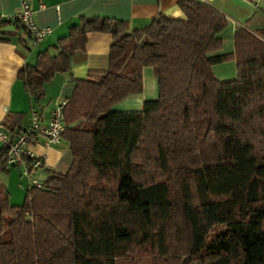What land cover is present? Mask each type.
I'll use <instances>...</instances> for the list:
<instances>
[{
	"label": "trees",
	"instance_id": "trees-1",
	"mask_svg": "<svg viewBox=\"0 0 264 264\" xmlns=\"http://www.w3.org/2000/svg\"><path fill=\"white\" fill-rule=\"evenodd\" d=\"M186 18L159 14L143 29L80 17L68 34L19 73L39 106L88 33L113 35L107 70L75 79L63 138L71 167L49 172L13 204L0 181V264H264V31L241 27L224 48L226 15L181 0ZM23 32L0 18V40ZM236 61L237 77L218 64ZM153 67L159 95L143 110L115 105L143 92ZM24 112L7 116L13 137ZM9 148H0V174Z\"/></svg>",
	"mask_w": 264,
	"mask_h": 264
},
{
	"label": "crops",
	"instance_id": "crops-1",
	"mask_svg": "<svg viewBox=\"0 0 264 264\" xmlns=\"http://www.w3.org/2000/svg\"><path fill=\"white\" fill-rule=\"evenodd\" d=\"M26 1L34 12V21L40 28H51L47 38L38 42L33 36H27V43L20 41L22 30L16 32L14 26L11 40H0V123L13 112H24L23 127H28L34 111L40 113L47 121L57 102L68 100L74 93L75 79L87 77L90 71L107 70L110 64V49L113 35L108 32L94 31L88 33L87 44L78 49L72 56L71 69L57 73L46 86V95L39 106L24 87L19 78L20 71L28 64L37 62L38 53L50 49L55 53L54 45L60 37L68 34L70 27L82 16L109 17L127 21L131 30L143 29L151 24L159 14L168 17L182 18L186 16L179 6L181 0H0V18H16L24 10L22 3ZM220 11L229 26L223 32L224 48L220 53L234 50V34L241 27L252 32L264 31V0H204ZM216 76L221 80H232L237 77L235 60L218 64L214 67ZM143 92L130 95L114 109L120 111L143 110L148 100L158 98V79L153 67H145L143 71ZM24 128V129H25ZM2 144H0L1 148ZM36 156L45 161L40 179L45 181L49 175L46 170L67 171L73 161L70 145L62 138L57 144L33 142L30 146ZM22 168L13 167L0 174V181L8 188L13 204H22L29 182L22 177ZM22 178H21V177ZM29 181V180H28ZM24 195V196H23ZM24 199H23V198ZM14 200V201H13Z\"/></svg>",
	"mask_w": 264,
	"mask_h": 264
},
{
	"label": "built area",
	"instance_id": "built-area-1",
	"mask_svg": "<svg viewBox=\"0 0 264 264\" xmlns=\"http://www.w3.org/2000/svg\"><path fill=\"white\" fill-rule=\"evenodd\" d=\"M23 12L18 18L34 35L35 40L40 42L52 32L51 28H40L34 21V12L29 8L28 2L22 3ZM67 100L57 102L47 121L42 119L40 113L34 111L31 124L20 131L15 137L9 132L6 123H0V144L9 148L5 168H22V174L29 179V187L41 188L44 181L37 177L38 172L45 168V161L36 156L30 146L33 142L42 141L45 144H57L62 141L67 128L65 107Z\"/></svg>",
	"mask_w": 264,
	"mask_h": 264
},
{
	"label": "rangeland",
	"instance_id": "rangeland-1",
	"mask_svg": "<svg viewBox=\"0 0 264 264\" xmlns=\"http://www.w3.org/2000/svg\"><path fill=\"white\" fill-rule=\"evenodd\" d=\"M21 174H22V172H21ZM40 174H41V172H38L37 177H40ZM20 177H21V176H20ZM22 177L24 178L25 181L27 180V182H29V181H28L29 179H28L27 176H25V175L22 174ZM22 177H21V178H22ZM23 196H24V195H23ZM22 198H23V197H22ZM23 199H24V198H23ZM13 201H14V200H13ZM22 201H24V200L21 199V202H18V203H22Z\"/></svg>",
	"mask_w": 264,
	"mask_h": 264
}]
</instances>
